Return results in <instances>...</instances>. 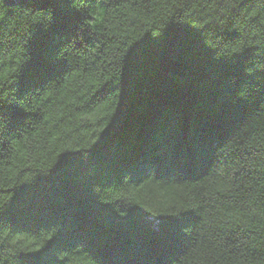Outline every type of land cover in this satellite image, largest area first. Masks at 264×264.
<instances>
[{"label": "trees", "instance_id": "16d2710c", "mask_svg": "<svg viewBox=\"0 0 264 264\" xmlns=\"http://www.w3.org/2000/svg\"><path fill=\"white\" fill-rule=\"evenodd\" d=\"M0 264H264V0H0Z\"/></svg>", "mask_w": 264, "mask_h": 264}, {"label": "water", "instance_id": "95a60500", "mask_svg": "<svg viewBox=\"0 0 264 264\" xmlns=\"http://www.w3.org/2000/svg\"><path fill=\"white\" fill-rule=\"evenodd\" d=\"M6 6H13L17 4H26L29 0H1Z\"/></svg>", "mask_w": 264, "mask_h": 264}]
</instances>
